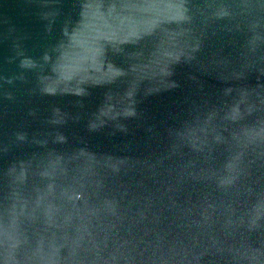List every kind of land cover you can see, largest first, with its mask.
<instances>
[{"label":"water","instance_id":"95a60500","mask_svg":"<svg viewBox=\"0 0 264 264\" xmlns=\"http://www.w3.org/2000/svg\"><path fill=\"white\" fill-rule=\"evenodd\" d=\"M0 264H264V0H0Z\"/></svg>","mask_w":264,"mask_h":264}]
</instances>
